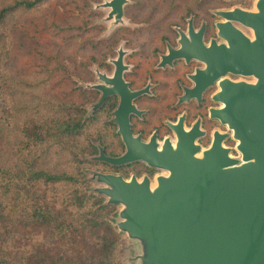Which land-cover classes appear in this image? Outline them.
Wrapping results in <instances>:
<instances>
[{"label": "water", "instance_id": "1", "mask_svg": "<svg viewBox=\"0 0 264 264\" xmlns=\"http://www.w3.org/2000/svg\"><path fill=\"white\" fill-rule=\"evenodd\" d=\"M124 2L96 7H111L110 16L119 21ZM221 15L250 31L219 24L224 42L215 55L212 44L204 58L207 79L222 78L220 119L239 156L219 139L200 150L191 132H184L153 156L128 151L90 158L112 164L140 159L163 171L152 179L99 171L87 177L100 185L91 193L121 206L113 224L137 244V264H264V0H256L252 11ZM228 73L253 80L232 81Z\"/></svg>", "mask_w": 264, "mask_h": 264}, {"label": "trees", "instance_id": "2", "mask_svg": "<svg viewBox=\"0 0 264 264\" xmlns=\"http://www.w3.org/2000/svg\"><path fill=\"white\" fill-rule=\"evenodd\" d=\"M50 1L60 6L46 20ZM76 6V0H0V264H120L115 206L88 190L83 171L101 164L78 157L95 154L103 126L85 117L86 93L70 82L72 49L51 42L82 30ZM32 16L26 35L34 45L24 54L3 33ZM15 155L23 166L17 171L10 163Z\"/></svg>", "mask_w": 264, "mask_h": 264}, {"label": "flooded vegetation", "instance_id": "3", "mask_svg": "<svg viewBox=\"0 0 264 264\" xmlns=\"http://www.w3.org/2000/svg\"><path fill=\"white\" fill-rule=\"evenodd\" d=\"M253 2L125 0L119 21L115 14L110 16L111 7H101L109 10L105 22L110 30L91 41L86 87L81 89L88 99L82 108L86 113L88 106L91 113L87 118L103 126L101 138L93 142V156L102 152L117 158L128 151L153 156L164 151L165 145L174 146L184 132H191L200 150L216 139L229 144L232 132L220 119L222 78L207 79L204 58L212 44L215 55L216 46L224 42L219 24L228 22L244 33L247 30L239 21L226 20L221 12L252 11ZM225 77L252 81L230 73ZM233 145L235 141L231 151ZM95 162L103 172L125 179H152L163 172L140 159L121 164Z\"/></svg>", "mask_w": 264, "mask_h": 264}, {"label": "rangeland", "instance_id": "4", "mask_svg": "<svg viewBox=\"0 0 264 264\" xmlns=\"http://www.w3.org/2000/svg\"><path fill=\"white\" fill-rule=\"evenodd\" d=\"M107 0H76L77 6L74 9V13L76 15L75 19L80 20L79 24L83 25L82 30L78 31L72 30L70 32H63L60 36L55 37L52 39L51 42L61 44V46L71 52L72 49V63L70 64L71 73L68 75L70 78V82L73 83L74 87L80 89H85L86 87V77H87V66L90 62V45L92 39L97 40L103 36L107 35V31H109V24L105 22L107 14L109 10L107 8H97L96 6L105 2ZM255 2V0H254ZM253 2V6H254ZM57 2L50 1L49 8L43 13V17L46 20H50L52 13L59 7ZM36 21V18L33 16L30 18L22 19L16 22H12L8 24L4 30V38L5 41H9V37L11 40L16 44L17 49L19 52H23L24 54L28 53L29 50L33 47L34 42L30 40L26 35V30L31 24V22ZM64 23V21H63ZM105 28V31H103ZM245 33L250 34L249 30H245ZM49 36H52V31L50 30L48 33ZM68 35V36H67ZM41 40V39H40ZM5 42V45H6ZM96 42V41H95ZM5 49V46L3 47ZM5 55V54H4ZM65 54H62V56ZM8 58L7 54L4 56ZM64 63L67 62V59L62 58ZM70 61V62H71ZM249 79V78H248ZM253 80V79H252ZM87 110L85 117L90 116V111L88 110V106L85 107ZM234 143L232 140L228 145L230 147ZM235 145H233V150L231 151V156L237 157L239 153L235 149ZM78 157L80 159H89L92 156H88L86 152H78ZM93 161V160H91ZM10 163L13 165V169L15 171L20 170L23 166L20 164L18 157L15 155L10 160ZM83 171L86 172L87 177L90 176L91 171H99L103 172L102 167L99 165H93L85 167ZM100 185L90 182V186L88 190L92 187H99ZM18 196L15 194L14 198ZM24 197H21L23 199ZM21 199L16 200V202L20 201ZM24 200V199H23ZM25 208L24 204H22L17 210L14 211L12 215L13 218H17L20 216L17 212L21 209ZM121 206H115V210H119ZM21 213V211L19 212ZM10 214H6L4 221H9ZM11 219V216H10ZM117 220V217L115 218ZM1 224V220H0ZM120 243L117 250V261L120 264H137L138 261L135 259V256L139 254V248L134 241H131L127 238V236L123 233H120Z\"/></svg>", "mask_w": 264, "mask_h": 264}, {"label": "bare ground", "instance_id": "5", "mask_svg": "<svg viewBox=\"0 0 264 264\" xmlns=\"http://www.w3.org/2000/svg\"><path fill=\"white\" fill-rule=\"evenodd\" d=\"M155 186V183H152V187H154Z\"/></svg>", "mask_w": 264, "mask_h": 264}]
</instances>
